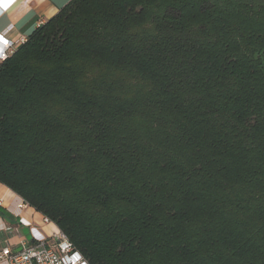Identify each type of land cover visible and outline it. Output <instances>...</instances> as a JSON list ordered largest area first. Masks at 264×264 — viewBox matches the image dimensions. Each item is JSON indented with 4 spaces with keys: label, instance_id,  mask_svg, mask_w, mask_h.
<instances>
[{
    "label": "trees",
    "instance_id": "trees-1",
    "mask_svg": "<svg viewBox=\"0 0 264 264\" xmlns=\"http://www.w3.org/2000/svg\"><path fill=\"white\" fill-rule=\"evenodd\" d=\"M0 183L90 264H264V0H72L0 62Z\"/></svg>",
    "mask_w": 264,
    "mask_h": 264
},
{
    "label": "crops",
    "instance_id": "crops-1",
    "mask_svg": "<svg viewBox=\"0 0 264 264\" xmlns=\"http://www.w3.org/2000/svg\"><path fill=\"white\" fill-rule=\"evenodd\" d=\"M72 0H0V33L8 26L13 30L8 38L18 42L28 38L39 22H47ZM20 44H18V47ZM18 197L11 189L0 183V248L9 246L19 250L21 242H32L30 224L37 231L50 237L57 229L53 224H45L44 216L27 206L18 210Z\"/></svg>",
    "mask_w": 264,
    "mask_h": 264
},
{
    "label": "built area",
    "instance_id": "built-area-1",
    "mask_svg": "<svg viewBox=\"0 0 264 264\" xmlns=\"http://www.w3.org/2000/svg\"><path fill=\"white\" fill-rule=\"evenodd\" d=\"M45 23L39 22L37 28ZM13 28V25H10L3 33H0V62L13 55L18 48V44L21 46L27 40L21 38L20 41L14 42L9 39L8 33ZM27 206L24 200L21 199L19 211ZM43 222L56 225L46 217L43 218ZM27 227L30 228L32 242L22 241L20 249L16 251L9 246L0 248V264H90L58 227L50 237L40 234L30 224Z\"/></svg>",
    "mask_w": 264,
    "mask_h": 264
},
{
    "label": "bare ground",
    "instance_id": "bare-ground-1",
    "mask_svg": "<svg viewBox=\"0 0 264 264\" xmlns=\"http://www.w3.org/2000/svg\"><path fill=\"white\" fill-rule=\"evenodd\" d=\"M20 200H21V199L18 197V204H17V206H18V207H17V208H18V210H19V204H20Z\"/></svg>",
    "mask_w": 264,
    "mask_h": 264
}]
</instances>
